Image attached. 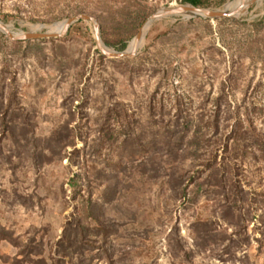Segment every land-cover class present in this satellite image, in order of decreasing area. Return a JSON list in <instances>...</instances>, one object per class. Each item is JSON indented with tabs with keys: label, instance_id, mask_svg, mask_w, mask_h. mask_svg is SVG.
Returning <instances> with one entry per match:
<instances>
[{
	"label": "rangeland",
	"instance_id": "1",
	"mask_svg": "<svg viewBox=\"0 0 264 264\" xmlns=\"http://www.w3.org/2000/svg\"><path fill=\"white\" fill-rule=\"evenodd\" d=\"M186 5L0 0V23L88 15L125 52ZM245 6L156 20L127 58L90 21L0 28V264H264V0ZM235 126L258 137L223 145Z\"/></svg>",
	"mask_w": 264,
	"mask_h": 264
},
{
	"label": "water",
	"instance_id": "2",
	"mask_svg": "<svg viewBox=\"0 0 264 264\" xmlns=\"http://www.w3.org/2000/svg\"><path fill=\"white\" fill-rule=\"evenodd\" d=\"M245 5V0L244 2L237 8H235L232 11H229L227 8L224 10H210V9H205V8H199L193 5H186V6H181V7H167L163 8L160 11H158L156 14H154L150 20L147 22L145 28L141 30L138 34V38L136 39V44L137 46L133 48L132 50L129 49L128 51L125 52H116V51H109L106 49L104 44L101 42V35H100V30L97 27V22L96 20L88 15H81L76 18H70L68 20L64 21V29L62 32H44V33H27V34H14L11 31H9L2 23H0V28L5 31L9 37L14 40V41H28V40H42V39H50V38H59L61 36H64L67 34L69 28L73 23H75L78 20H84V21H90L95 25V34H96V39L99 43V46L101 47L102 52L110 57L114 58H127V57H134L136 53V49L138 47L139 41H141L144 37V30L148 29L151 24L164 17H169L173 15H181L184 14L189 18H201V19H222V18H235L240 11L244 8Z\"/></svg>",
	"mask_w": 264,
	"mask_h": 264
},
{
	"label": "trees",
	"instance_id": "3",
	"mask_svg": "<svg viewBox=\"0 0 264 264\" xmlns=\"http://www.w3.org/2000/svg\"><path fill=\"white\" fill-rule=\"evenodd\" d=\"M184 1L196 7H205L211 4L212 2H214L215 0H184ZM225 1L226 0H219V3H224ZM251 130L252 129H243L242 127L235 126L228 134L224 136L223 145L228 140L239 141V140H245V139L251 138L252 136L258 137L257 135L252 134L251 132H254V131H251ZM220 141H223V140L220 139ZM223 148H225L226 150L225 146ZM204 167L205 169L211 170L213 166H210V164H207V165H204Z\"/></svg>",
	"mask_w": 264,
	"mask_h": 264
},
{
	"label": "bare ground",
	"instance_id": "4",
	"mask_svg": "<svg viewBox=\"0 0 264 264\" xmlns=\"http://www.w3.org/2000/svg\"><path fill=\"white\" fill-rule=\"evenodd\" d=\"M241 1V0H240ZM244 2V0H242V3ZM227 9L229 10V11H232L233 9H231L230 7H227ZM245 10H246V6L244 5V8H243V10L242 11H240V13L237 15V16H243L244 15V13H245ZM64 24V23H63ZM7 28V27H6ZM52 31L53 32H58V33H60V32H62L63 31V25L60 23V24H57V25H55V26H53L52 28ZM145 32H146V30H144V36H145ZM144 38V37H143ZM142 43V42H141ZM137 46V44H136V42H133V44H132V46L130 47V49L132 50L133 48H135Z\"/></svg>",
	"mask_w": 264,
	"mask_h": 264
}]
</instances>
